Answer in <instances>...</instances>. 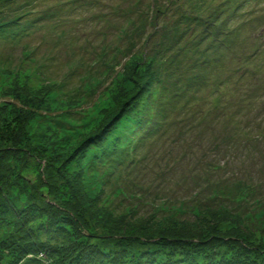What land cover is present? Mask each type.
<instances>
[{
	"label": "rangeland",
	"instance_id": "obj_1",
	"mask_svg": "<svg viewBox=\"0 0 264 264\" xmlns=\"http://www.w3.org/2000/svg\"><path fill=\"white\" fill-rule=\"evenodd\" d=\"M146 74L154 95L124 111ZM0 164V203L50 211L63 235L29 228L69 261L92 233L126 264L193 248L138 236L153 228L224 239L206 264H264V0H0ZM21 238L0 227V264Z\"/></svg>",
	"mask_w": 264,
	"mask_h": 264
},
{
	"label": "trees",
	"instance_id": "obj_2",
	"mask_svg": "<svg viewBox=\"0 0 264 264\" xmlns=\"http://www.w3.org/2000/svg\"><path fill=\"white\" fill-rule=\"evenodd\" d=\"M149 73H150V70H149ZM147 74H146V77L144 79H142V78L139 79L141 81H138V80L135 81V83L137 84L135 91L132 92L130 95L128 94L123 99L124 102L122 104H124L125 106L128 105V106L124 107L125 108L124 111L126 109L129 111L131 109V107H134V109L132 111L138 110V105H140V103H146L145 99H144L146 94L148 96L154 95L152 86L156 81L153 78V81H155V82L152 83L151 78L147 79L148 78ZM158 99H159V97L153 99V103L157 102ZM144 105H146V104H144ZM141 111H139V112H141ZM124 113H126V112H124ZM127 116H129V114ZM127 116L123 117L124 119H121L120 122L123 123L125 121L126 124L130 123L127 120ZM120 125H119V123L117 124V126H119V129L122 130ZM129 127H131V125ZM117 128L118 127L114 128V129L118 130ZM109 129H111V128H109ZM111 130L113 131V133L111 134L112 131L108 130V134H107L108 137L107 138H106V136L104 137L101 134L100 135L101 138H99L98 140H91L86 144V146H82L83 148L78 150L79 152L77 151L78 154L81 153V150H83V152L84 151L87 152V151H89V149L91 150L94 146H97L98 149L102 146L104 147V148H102V150L100 149L101 151H99V152H102L104 149L108 150L110 148L109 145L111 144L110 139H113L114 137H116L115 136L116 134H114L115 130H113V128ZM99 144L102 146H100ZM111 149H113V147H111ZM3 156H5V155L3 154ZM3 156H1V158ZM3 169L4 168L0 164V173L3 171ZM82 174L83 173H81V176H82ZM32 208H33L32 205H30L27 207L25 206V208L22 210L21 208L18 207V205L15 202H13L12 200H8V199L5 202L0 203V227L13 226V227L17 228L18 230H20L21 234H23V238L19 239V241H21V242L18 243V246L16 248L17 250L15 251L16 255L19 253L20 257L19 256H17V257H19L20 260L17 262L14 259V263L29 264L28 262H33V261L35 262L37 257L42 255L49 260L57 257V258H59L60 264L61 263L62 264H126V260L128 257L126 254V249H124L123 252L116 253L117 250H114V247L110 248V247H107L105 245H99L98 242H100L101 238L96 233H92V237H93L92 242L91 241L87 242L84 239H82V241H76L78 246L80 244L83 245L86 242L87 243L83 247L84 250H82L81 253H78L79 256L84 257V259L83 258L82 259L77 258V260H75V261H69V260H72L71 258H68L66 256L68 254L69 250L66 247H64L63 245H60L58 242L55 243V244L59 245L57 247L53 243L51 246H49L47 243L35 242L36 239L39 238V235L36 234L35 230H31L29 228L30 224H35L39 234H42V233H44L45 235L50 234V238H52V239L55 238V234H57V236H60L61 234L63 235V233L61 230L62 228L60 226H58V223L57 222L53 223L54 220L52 221V218H50V219L48 218V216H49L48 212H50V211H47L46 209L45 210H36L35 208L34 209H32ZM24 213H26V214H24ZM5 218H8V221ZM70 219H71V217H70ZM72 220H74V222L76 224H77V222H78V224H80V221L75 220L73 217H72ZM67 226H69V225H67ZM86 226H87L86 230H90L88 225H86ZM149 229L150 230H146V232H143V231L139 232L138 236H140V237L146 236L149 238H145V239H150V240H153L154 238H156V239L162 238L165 240L169 239L170 245H168L167 247L171 248V249L174 247L178 248L179 246H175L177 244H179V245L191 244V245H188L187 247H193V248L189 249L187 253H184V254H181V253H183V249H182L181 250L182 252H180V254L183 255L184 257H179L178 260H176V262H172V263L165 261V264H206L205 261H206L208 256L203 257V260H201V261L199 260L202 252H204V251L207 252V247L214 249V247H211L212 245L215 244L214 241H218V240L224 241V239L221 240L220 238H215L212 240L214 243L211 242V244L208 243V241L205 242L203 240H198V241H202L201 244H193L194 241H192V240L196 239V236H198V237L203 236L201 233H195L194 232L192 234L195 236L192 237V236H189L190 232L188 234L187 233L174 234V232H172L170 234V236H168L169 234H164L163 231H153V228H149ZM152 234H154V235H152ZM133 235H137V234H133ZM232 235H234V234H232ZM178 236H180V237H178ZM236 237L237 236H232V238L235 241H240ZM98 238H100V239H98ZM228 238H230V237H228ZM46 239H48V238H46ZM174 239L177 242L172 241ZM244 244H246V243H244ZM226 245H229V244H226ZM232 245L235 246V244H232ZM85 246H88L90 248H87ZM176 248H174L173 251H177ZM180 248H183V247H180ZM195 248H197V249H195ZM215 248L217 249V247H215ZM88 249H90V251ZM246 249L247 248H245L241 244H239V246H237L238 258H241L243 256V254L245 253L244 251H246ZM256 249L257 250L254 251L253 254L257 255V257L263 258L264 253L263 254L260 253L262 251V249H260V247H257ZM174 254H175V252H174ZM174 254H173V256H174ZM249 256H250V254L248 253V257ZM89 257H95V258L92 261H89V260H91ZM153 257H157V255H154L151 258H153ZM155 259H157V258H155ZM172 259H173V257H172ZM225 259H229V258H225ZM225 259H221V261H223V264H226ZM156 261L158 262L159 260L157 259ZM235 261H236V259L234 260V262H232L230 264H242V263H240V261H242L240 259L237 260L238 262H235ZM12 262H13V260H12ZM157 262H151L149 264H158ZM244 262H245V264H253V263L258 264L259 261H256V260L249 261L248 259H246ZM214 264H222V262L217 261Z\"/></svg>",
	"mask_w": 264,
	"mask_h": 264
}]
</instances>
